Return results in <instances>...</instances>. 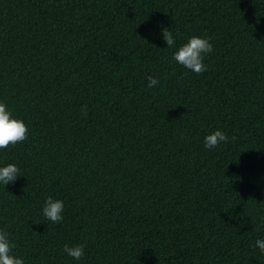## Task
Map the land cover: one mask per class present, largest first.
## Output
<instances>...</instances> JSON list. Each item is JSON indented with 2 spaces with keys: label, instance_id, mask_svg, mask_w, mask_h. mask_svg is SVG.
<instances>
[{
  "label": "trees",
  "instance_id": "obj_1",
  "mask_svg": "<svg viewBox=\"0 0 264 264\" xmlns=\"http://www.w3.org/2000/svg\"><path fill=\"white\" fill-rule=\"evenodd\" d=\"M158 25L210 37L206 71ZM0 99L29 129L0 150L22 175L0 228L27 264H264V0H0Z\"/></svg>",
  "mask_w": 264,
  "mask_h": 264
},
{
  "label": "clouds",
  "instance_id": "obj_2",
  "mask_svg": "<svg viewBox=\"0 0 264 264\" xmlns=\"http://www.w3.org/2000/svg\"><path fill=\"white\" fill-rule=\"evenodd\" d=\"M159 36L166 44V48L175 49L172 60L184 69L200 74L207 69L205 58L212 52L213 44L211 38L204 35H192L187 40L177 45V33L172 27L158 25ZM160 83L159 78L154 75L147 76V88H154ZM28 125L22 118L13 114L7 103L0 99V150H6L9 146L23 142L28 138ZM230 137L220 131H216L203 140V150L207 153L218 151L229 142ZM234 139V137H232ZM21 170L16 162L3 163L0 161V186L6 188L21 177ZM65 202L55 196L49 195L43 201L41 215L51 224H59L64 220ZM260 223H264V216L260 217ZM256 248L264 253V238L255 240ZM16 244L6 227L0 228V264H27L23 254H16ZM63 252L75 261H80L85 255V245L77 243L63 245Z\"/></svg>",
  "mask_w": 264,
  "mask_h": 264
}]
</instances>
